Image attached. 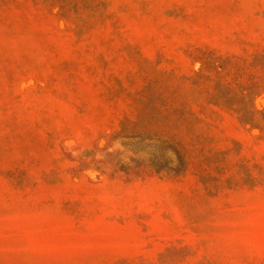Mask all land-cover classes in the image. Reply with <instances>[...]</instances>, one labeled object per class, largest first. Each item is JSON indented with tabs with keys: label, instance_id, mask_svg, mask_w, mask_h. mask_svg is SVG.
I'll list each match as a JSON object with an SVG mask.
<instances>
[{
	"label": "rangeland",
	"instance_id": "rangeland-1",
	"mask_svg": "<svg viewBox=\"0 0 264 264\" xmlns=\"http://www.w3.org/2000/svg\"><path fill=\"white\" fill-rule=\"evenodd\" d=\"M0 264H264V0H0Z\"/></svg>",
	"mask_w": 264,
	"mask_h": 264
}]
</instances>
